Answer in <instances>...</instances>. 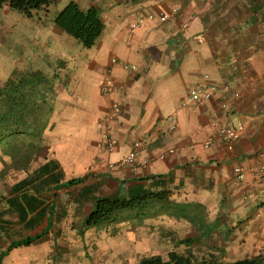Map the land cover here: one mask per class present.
Segmentation results:
<instances>
[{
  "label": "crops",
  "instance_id": "obj_1",
  "mask_svg": "<svg viewBox=\"0 0 264 264\" xmlns=\"http://www.w3.org/2000/svg\"><path fill=\"white\" fill-rule=\"evenodd\" d=\"M71 1L100 11L104 27L91 47L54 23ZM27 20L16 42L22 59L13 66L5 60L0 87L29 82L28 101L41 106L45 126L27 130L26 164L15 169L9 153L0 155V172L16 171L0 175V254L48 228L44 238L10 252L32 249L37 264L65 254L67 263L85 264L76 256L87 245L119 252L108 264L264 258V181L249 172L264 153V1L53 0ZM107 72L117 89L102 94ZM235 78L242 82L227 113L220 97L190 99L195 87ZM114 101L122 111L108 149L97 123ZM229 120L244 123L240 138L204 148ZM136 140L143 141L140 162L129 168L123 161ZM148 195L160 211L140 213L136 225L128 227L124 213L99 229L85 225L99 197ZM7 257L4 264H15Z\"/></svg>",
  "mask_w": 264,
  "mask_h": 264
},
{
  "label": "trees",
  "instance_id": "obj_2",
  "mask_svg": "<svg viewBox=\"0 0 264 264\" xmlns=\"http://www.w3.org/2000/svg\"><path fill=\"white\" fill-rule=\"evenodd\" d=\"M53 0H0V8L7 5L11 10L16 11L27 18L34 17L35 13L48 7ZM54 23L64 32L74 37L86 47H91L100 36L104 24L100 17V11L96 7H90L87 10H82L76 2H69L55 17ZM29 87V82L21 80L16 84L14 81H9L5 86L0 87V101L3 105V110L0 111V126L4 128L10 135L25 134L27 130L38 118H43L41 114V106L37 103L31 104L28 101V93L26 88ZM2 89V90H1ZM3 91V92H2ZM30 100V98H29ZM43 127L45 126L44 120ZM37 131V130H36ZM15 163L21 162L26 164L27 154L15 153L12 154ZM80 178L68 180L61 186H70L76 184ZM155 195H148L143 199H117L114 197H99L94 200L92 209L87 215L85 221L86 227L98 228L102 225L114 220L115 217L123 212H131L138 205L144 204L153 199ZM159 196V195H158ZM149 200V201H148ZM33 204H29L31 206ZM48 233V228L33 235L16 241H12L5 251L0 254L1 259L8 252L19 246H29L34 240L44 238ZM173 252L170 256L173 257ZM139 264H170L161 262L160 258H144ZM173 264H189V260L180 261L176 259ZM227 264H264V258L239 260Z\"/></svg>",
  "mask_w": 264,
  "mask_h": 264
},
{
  "label": "rangeland",
  "instance_id": "obj_3",
  "mask_svg": "<svg viewBox=\"0 0 264 264\" xmlns=\"http://www.w3.org/2000/svg\"><path fill=\"white\" fill-rule=\"evenodd\" d=\"M27 19L28 18L25 17L24 15L11 10L7 5H4L2 8H0V69L4 65L6 59L10 61V64L12 66L17 62L19 63L20 59H22L21 57L23 53L20 51V48L16 46V42L18 40V35L22 32L24 28L23 23L27 22L28 21ZM29 51L32 53L30 57H32L33 54L36 53V51L34 52L32 42H30ZM3 82L4 80L2 82L0 81V85ZM2 110H3V105H1V101H0V111ZM41 118H38L35 121V123L30 125L32 132L36 130L40 131L43 128V121H41ZM27 134L33 135V133L31 132L29 133L27 132L25 134L23 133V134L10 135L7 131L4 130L3 127L0 126V155L4 156V155H8L9 153V156H12V154L21 153L24 149V142H26V144L28 143V139L26 138L27 136H25ZM21 165H22L21 162L18 163L14 162L12 167L17 169ZM0 173H1L0 175H4V176L8 175L15 177L14 175H16L15 174L16 171H14L11 167L3 169ZM154 202L155 204L152 207H150V205L153 204ZM140 210H142V212H140ZM159 211H160V205L158 204V202L150 201L138 205L135 209L131 210V212H127V213L123 212V213L127 214L126 220H128L130 224L128 225V227L129 226L131 227V225L132 226L136 225V222L140 221L139 219L140 213L141 215L144 214L147 215V214H153L155 212L159 213ZM104 234L106 233L104 232ZM131 246L135 247V245H131ZM94 248L95 247L89 245L85 246L83 250L82 248H80L79 249L80 253H78L76 256V258L79 259L78 262H80L81 259H86L85 264H108L111 263V261L116 258H121L119 252H116L114 256H111L106 249L100 251L98 250L99 248L96 249ZM9 252H8L9 257L7 258L10 259L12 258V255L14 254L15 251H11L10 253ZM128 253L131 254V251H128ZM116 254L118 255V257H116ZM67 256L69 255L65 254L63 257L60 256L61 262L58 261L56 256H54V260L56 261L55 264H62V262L67 263ZM46 258L49 260V256ZM4 261H2L1 259V264H4ZM11 261L12 263L15 264L18 263L17 261L19 262L22 261L24 262V264H37L38 258L35 256V253L32 251V249H26L24 251L19 250L18 253L11 259Z\"/></svg>",
  "mask_w": 264,
  "mask_h": 264
},
{
  "label": "built area",
  "instance_id": "obj_4",
  "mask_svg": "<svg viewBox=\"0 0 264 264\" xmlns=\"http://www.w3.org/2000/svg\"><path fill=\"white\" fill-rule=\"evenodd\" d=\"M151 16V15H150ZM167 16L162 15L161 20H166ZM236 79V78H235ZM227 80L219 84H211L206 86H198L190 90V99L194 102H202L210 100L214 97H220L221 106L224 112L227 113L231 110L230 101L232 97L238 96L235 91V85L241 84V80ZM235 80V81H234ZM117 89L116 81L110 72L104 75L103 81L100 86L102 94H107ZM122 111V106L118 101H114L104 114L103 118L98 121V129L102 139L105 141V147L111 149L115 146V140L111 136L112 123L117 120V117ZM245 130V125L242 121H226L217 126L216 133L210 135L203 143L204 148H209L213 144H225L234 141L242 135ZM142 140H136L132 145V150L125 156L123 164L129 168H135L140 162L138 159L139 148L142 146ZM260 162L252 167L249 172L251 175L258 176L264 181V153L260 156ZM239 177L244 176L242 168H236ZM264 247L259 248L262 253Z\"/></svg>",
  "mask_w": 264,
  "mask_h": 264
}]
</instances>
